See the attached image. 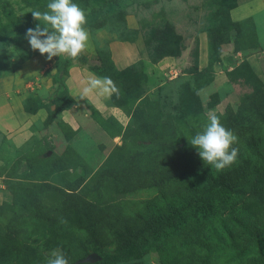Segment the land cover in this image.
Masks as SVG:
<instances>
[{
  "label": "rangeland",
  "instance_id": "rangeland-1",
  "mask_svg": "<svg viewBox=\"0 0 264 264\" xmlns=\"http://www.w3.org/2000/svg\"><path fill=\"white\" fill-rule=\"evenodd\" d=\"M110 1L72 0L85 11L86 24L89 26L85 27L89 40L82 52L84 57L72 59L62 55L48 60L46 54L41 55L38 50L30 47L25 33L28 28L40 24V21L32 17L31 11H46L50 0H0V228H3L7 218L4 207L11 201L9 184L23 181L30 185L47 181L42 180L37 173L30 179L24 176L28 170L26 159L29 156L37 159L36 166L40 168L44 163L40 158L52 152L70 175L79 174L87 180L105 163V157L111 148L121 144V133L129 114L112 107L109 98H99L96 95L79 98L83 82L94 75L87 63H97V48H108L114 65L119 69L132 64L142 94L158 101L162 116H173L178 111L179 93L194 88L193 77L205 68L213 53L209 29L217 22L215 6L222 4L229 7L235 3L234 9L230 10V18L232 16L236 19L237 13L241 18H251L257 46L238 53L233 49L232 43L235 33L229 32L230 41L220 47V61L211 66L212 80L196 90L202 115L207 119L208 112L214 111L220 116L227 106L235 110L244 95L260 85L264 86V0H151L142 4H127L126 0ZM88 9L96 14L99 12V25L97 18L86 12ZM163 25H169L179 36L181 47L176 55L152 59L155 35H164L152 32L162 29ZM132 36V41L123 40ZM37 100L41 102L40 105ZM54 104L62 109L54 112L52 121L45 126L43 121L47 117L48 108L53 110ZM89 104L108 121L116 136H108L90 118L87 109ZM35 105L37 107L33 113L25 110ZM65 119L77 127L76 135L70 138L63 128ZM220 122L228 129L221 118ZM204 125L197 118L187 115L180 128L189 134L191 140ZM71 148L80 156L82 163L70 157ZM192 148L197 151L194 146ZM58 180L48 179V183L58 185ZM216 182L214 178L207 179L203 174L201 185L196 187L214 185ZM207 196L211 202L208 209L211 210L210 220L213 222L209 226L221 233L223 223H227L228 219L226 208L239 205L238 198L225 197L216 191ZM153 197L155 189L144 186L138 188L134 196H121L119 199L124 212L139 215L146 224H151L154 223V215L147 206L149 199ZM49 198L57 200V195L51 193ZM246 206L241 207L245 208L239 213L241 220L246 219V214L250 218L255 213V206ZM26 222L31 224L33 233L30 240L41 257L36 259L30 252L22 251L18 261H14V255L8 253L5 247L3 264H45L46 258L55 249L66 252L68 262L72 264L74 260L97 248L95 242L84 237L66 240L65 247L62 248L61 242L45 227L30 219ZM209 230L212 231L211 227ZM83 231L87 233L86 229ZM239 231L245 229L241 228ZM155 238L156 243L159 242L158 239L162 240L163 231L156 230ZM240 239L243 240L242 237ZM174 242L178 244L179 241ZM215 242L214 239L211 248L217 250L218 243ZM144 246L142 240H139L132 252L118 251L116 255L106 256V259L92 264H158L157 245L152 243ZM251 246L255 249L244 254L237 253L236 259L232 255L219 253L216 256L217 262L264 264L261 245L253 242ZM189 255L190 253H178L177 257L180 262H186L192 258Z\"/></svg>",
  "mask_w": 264,
  "mask_h": 264
},
{
  "label": "trees",
  "instance_id": "trees-1",
  "mask_svg": "<svg viewBox=\"0 0 264 264\" xmlns=\"http://www.w3.org/2000/svg\"><path fill=\"white\" fill-rule=\"evenodd\" d=\"M150 1L126 0L127 4ZM233 7L235 3L229 7L222 4L215 6L217 22L209 29L213 53L205 68L193 77L194 88L179 93L178 111L173 116H162L158 101L142 94L132 64L119 69L114 65L108 48H97V63H87L88 68L93 74L110 77L116 83L120 93L112 95L109 102L129 114L121 133V144L111 148L105 163L87 180L79 174L70 175L52 152L40 158L44 161L40 168L36 166L37 159L29 156L24 176L30 179L37 173L47 181L30 185L23 181L9 184L12 195L10 203L4 207L7 218L3 228H0V264H3L5 247L8 253L14 255V261H18L22 251L30 252L36 259L41 257L30 240L33 230L27 219L54 234L62 248L66 240L91 239L97 244L94 252L100 255V260L114 256L118 251L132 252L139 240L144 247L152 243L157 245L158 264H231L229 261L217 262V254L232 255L236 259L237 253L244 254L255 249L251 246L253 242L261 245L264 252V86L260 85L244 95L235 110L225 107L219 116L237 136L233 147L239 148L236 162L223 171L218 172L206 164L192 148L189 134L180 128L187 115L197 118L202 124L208 122L202 115L196 90L212 80L211 66L220 61V47L230 41L229 32L235 33L232 42L235 51L257 46L251 18L232 20L229 11ZM86 12L94 18L99 14L92 9ZM97 21L99 25V17ZM163 26L152 32L164 34L161 37L155 35L152 59L176 55L181 47L179 36L169 25ZM84 27L89 26L86 24ZM123 40L132 41L133 36ZM78 57L84 56L81 53ZM37 103L41 104L38 100ZM36 107L25 110L33 113ZM61 109L56 104L53 110L48 108L43 125L50 123L53 113ZM87 109L89 116L108 136L117 135L97 109L90 104ZM63 126L69 137L71 129L67 124ZM138 139L140 142H137ZM73 151L72 148L69 150L70 157L82 163L80 156ZM203 174L207 179L217 180L216 184L196 187L201 185ZM56 178L59 179L58 185L48 183V179ZM144 186L155 189V197L149 199L147 206L154 215V223L151 224H146L139 215L124 212L119 199L121 196H134L138 188ZM214 191L225 197L238 198L239 202V205L226 208L228 219L224 218L227 223H223L221 233L209 226L213 222L210 220L211 210L208 208L211 202L207 195H212ZM51 193L57 195V200L49 198ZM243 205L256 207L250 218L247 214L246 219L242 216L245 220L239 217L241 210L245 209L241 208ZM241 228L245 231H239ZM156 230L163 231V239H158V243ZM214 239L218 243L217 250L211 248ZM173 240H178V244ZM178 253H190L192 258L180 262Z\"/></svg>",
  "mask_w": 264,
  "mask_h": 264
},
{
  "label": "clouds",
  "instance_id": "clouds-1",
  "mask_svg": "<svg viewBox=\"0 0 264 264\" xmlns=\"http://www.w3.org/2000/svg\"><path fill=\"white\" fill-rule=\"evenodd\" d=\"M46 11L32 10L35 20L40 21L34 28H28L25 39L33 50L46 59L66 56L76 59L87 47L89 33L84 27L87 23L85 11L72 0H50ZM43 25V27H41ZM81 88L79 98L96 95L99 98H111L119 95L120 89L107 76L92 75ZM207 123L202 130L195 133L190 144L197 149L198 156L218 172L233 165L238 157L237 136L225 128L220 117L214 111L207 114ZM45 264H69L66 255L60 250H53L46 258Z\"/></svg>",
  "mask_w": 264,
  "mask_h": 264
},
{
  "label": "water",
  "instance_id": "water-1",
  "mask_svg": "<svg viewBox=\"0 0 264 264\" xmlns=\"http://www.w3.org/2000/svg\"><path fill=\"white\" fill-rule=\"evenodd\" d=\"M98 260H100V255L92 251L82 256L81 258L74 260L72 264L85 263V262L94 263Z\"/></svg>",
  "mask_w": 264,
  "mask_h": 264
},
{
  "label": "crops",
  "instance_id": "crops-1",
  "mask_svg": "<svg viewBox=\"0 0 264 264\" xmlns=\"http://www.w3.org/2000/svg\"><path fill=\"white\" fill-rule=\"evenodd\" d=\"M234 8H232V10H233ZM230 13H231V11H229V15H230ZM235 16L237 17L236 19H234L232 16H231V19L233 20H238V19H241V15H238V13L237 14H235ZM238 53H239V51H238ZM117 67V66H116ZM113 107V106H112ZM68 109V108H67ZM70 109V108H69ZM71 118V120L73 121V122H75L73 119H72V117H70ZM91 118V117H90ZM92 119V118H91ZM93 120V119H92ZM67 124L68 126H69V128L71 129V133H69L70 134V136L72 137V136H74V135H76V129H77V127L70 121V120H68V119H65L64 120V122H63V124ZM103 131V130H102ZM70 136H69V138H70ZM107 137V136H106Z\"/></svg>",
  "mask_w": 264,
  "mask_h": 264
}]
</instances>
